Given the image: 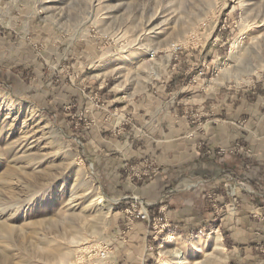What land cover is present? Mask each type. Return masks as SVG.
I'll return each mask as SVG.
<instances>
[{
  "label": "rangeland",
  "instance_id": "374dc122",
  "mask_svg": "<svg viewBox=\"0 0 264 264\" xmlns=\"http://www.w3.org/2000/svg\"><path fill=\"white\" fill-rule=\"evenodd\" d=\"M247 64L258 72L236 78ZM15 73L29 91L9 84ZM168 75L264 89V0H0V264H123L131 198L93 169L91 105L120 118L119 136L128 101ZM152 160L132 176L151 177ZM198 233L159 234L143 264H192Z\"/></svg>",
  "mask_w": 264,
  "mask_h": 264
},
{
  "label": "crops",
  "instance_id": "0c3cea01",
  "mask_svg": "<svg viewBox=\"0 0 264 264\" xmlns=\"http://www.w3.org/2000/svg\"><path fill=\"white\" fill-rule=\"evenodd\" d=\"M187 77L168 75L128 101L134 120L119 136L113 129L120 118L91 105L93 169L116 199L138 194L152 215L163 214L170 222L165 234L210 235L217 228L227 264H264V89L224 84L207 89ZM7 81L29 91L30 81L20 73ZM191 109L201 112L200 120L191 117ZM239 145L249 151L237 150ZM148 157L153 175L133 177L146 171ZM123 223L128 224L119 247L123 264L154 258L158 236L151 224L131 223L126 214Z\"/></svg>",
  "mask_w": 264,
  "mask_h": 264
},
{
  "label": "bare ground",
  "instance_id": "6f19581e",
  "mask_svg": "<svg viewBox=\"0 0 264 264\" xmlns=\"http://www.w3.org/2000/svg\"><path fill=\"white\" fill-rule=\"evenodd\" d=\"M153 58V56L148 55L146 58H143V60H151ZM258 70L259 69L256 66L252 67L247 64L238 74L236 73L235 77L242 80L245 75L250 76L252 73L258 72ZM153 74H155V72H153ZM172 240L174 239H171V241ZM171 246L172 244H170V242L163 243L161 252L164 254L170 252L172 249ZM224 247L225 245L222 241L221 232L218 229H215L214 234H212L210 238H205L202 235L197 236V239L191 244V248H184V255L186 256H184V260L188 262L189 259H191L190 262L192 264H221L226 257H220L221 255L219 256L216 252ZM190 249L193 254H190ZM204 256L205 258L208 256L207 259H203Z\"/></svg>",
  "mask_w": 264,
  "mask_h": 264
},
{
  "label": "built area",
  "instance_id": "2783aa9c",
  "mask_svg": "<svg viewBox=\"0 0 264 264\" xmlns=\"http://www.w3.org/2000/svg\"><path fill=\"white\" fill-rule=\"evenodd\" d=\"M191 115V117L197 118V120H200L201 118V116H199V113H197L196 116L194 113H191ZM237 150L245 151L247 150V148L244 145H239ZM129 196L131 198V202L125 208V210L129 216V221L131 223H133L136 219L147 220L149 224H151V228H153V230L155 231V235L157 236L160 233L165 232L170 227L169 220L166 219L163 214L152 215L149 212L148 205L141 196H139L138 194H133ZM100 253L102 256L107 255L106 250H101Z\"/></svg>",
  "mask_w": 264,
  "mask_h": 264
}]
</instances>
